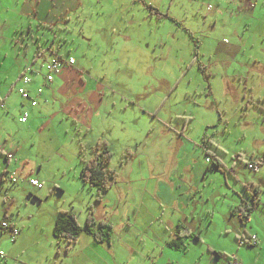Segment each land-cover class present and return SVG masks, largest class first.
<instances>
[{"label":"rangeland","instance_id":"obj_1","mask_svg":"<svg viewBox=\"0 0 264 264\" xmlns=\"http://www.w3.org/2000/svg\"><path fill=\"white\" fill-rule=\"evenodd\" d=\"M254 1L79 0L67 24L27 31L5 25L16 1L0 0V100L12 88L0 109V144L18 158L9 175L19 179L0 183V217L7 210L26 232L20 242L0 235V264H115V246L93 244L82 233L67 247L53 236L59 212L73 213L84 227L91 208L103 221V211H114L106 200L115 190L129 212L113 223L126 264H229L233 256L239 264H264V2ZM67 52L76 64L54 75L20 123L21 97L12 84L23 67L35 56L43 55L36 63L42 66ZM165 134L173 142L163 146L157 141ZM184 139L200 152L181 211L157 199L153 180L173 192L169 171ZM98 141L111 153L107 168L117 180L130 172L101 203L80 178ZM146 146L159 150L164 174L152 176L139 152ZM205 152L219 159V169L204 161ZM30 178L42 188L28 189ZM176 220L190 230L179 247L170 244Z\"/></svg>","mask_w":264,"mask_h":264},{"label":"crops","instance_id":"obj_2","mask_svg":"<svg viewBox=\"0 0 264 264\" xmlns=\"http://www.w3.org/2000/svg\"><path fill=\"white\" fill-rule=\"evenodd\" d=\"M15 1H16L15 5H13V6L9 5L7 7L11 11V16L9 17L10 12L8 14H4V19L2 21L5 23V25H11V27L14 26L15 28H19V27L24 28L26 25L25 28L27 31H31L32 29H35L37 31L52 30L53 27L54 28L58 27V25H65V24H67V22L70 18V15L72 13H76L75 11L80 6L79 0H15ZM252 1H254V0H246V1H242V2L249 4ZM262 1L264 2V0H262ZM21 21H23V22L25 21V24H20ZM172 22L178 26V23L176 21H172ZM46 27H51V28H46ZM189 33H190V35H192L191 32H189ZM40 47L41 46L37 45V51H40ZM50 47L51 46H47L46 48L49 49V51H51L52 47H51V49H50ZM46 53H48V50ZM66 55L69 56V52H67ZM35 57L31 61H29L30 64L25 65L23 67V70L21 72V74L23 72L24 73L28 72L29 75L31 73L33 76H35V77L32 76L33 79L30 76L31 82L28 85H25L24 88L30 94V96L33 97L37 101V105L35 107L30 106L29 102L27 100H24L20 96L21 97L20 98L21 99L20 100V108L22 109V113H23V111H27L28 115L31 113V111L34 108H36L39 105L38 99L40 97H42L44 89L46 87H48L49 85H51V87L53 86V83H52L53 81L50 83L45 82V79H44L45 74L43 73L41 66H37V64H36L37 59L40 57H43V55L39 56L37 59ZM58 58H60V57H58ZM32 64L34 65V67L32 66ZM75 64H76V61H75ZM65 67L66 66H62L61 69H65ZM56 74H58V73H56ZM56 74H54V75H56ZM20 75L17 78V80L12 84L13 85L12 87L15 89H17L18 86L21 84ZM34 78H40V79H37L38 81L34 82V80H35ZM39 80L41 82H39ZM34 84H35V86H33ZM28 87L31 90H34L35 89L34 87H36L34 93L29 92L27 90ZM38 88L42 89L41 94L37 93ZM54 88L55 87H53V89ZM53 89H48L46 91V93L51 95ZM11 90H12V88L8 89L6 96L2 100H0V109L5 108L6 98L9 96ZM45 102L46 101H44V103H42V104H45ZM27 121L28 120H26V122H24V123L23 122H20V123L26 124ZM157 142L159 144H164L163 146H166V145L171 144L173 142V138L170 134H165L164 137H161V135H159V140ZM2 147L3 148L5 147L4 143L2 145L0 144V183L5 181L6 179H8L7 175L9 173L10 167H12L13 163H16L18 161V158L15 156H14L15 158L12 156V159H7L6 158L7 153H5V150ZM139 152L141 154L142 153L147 154L146 156H148V161L150 162L152 176L158 177V175L164 174V164L159 162V160H156V156H154L157 152H159V150H157V148H153V146H149V147L143 149L141 147ZM198 152H200L199 146H196V145L190 143L186 139H184V140H182V142H180V145L177 147V150L175 152L176 153L175 154L176 161H175V164L173 165L174 168H172V170L169 171L170 172L169 173L170 174V182L172 184L171 186H173V188H174L172 193L170 192L169 187L167 185H165V183H164L165 181L161 180L159 182L157 179L153 180V182H155V186L157 185V188H156L157 199H160L161 203L164 206L168 205L169 207H172L175 205V207L180 209L181 211H184V208H186L188 206L189 198H191V193L188 192V189H190L189 185L194 180V178L196 176H198V173H196L197 170L195 169V163H193V160L196 159ZM165 156H166V154H165ZM179 159H180V162H179ZM205 159H204V161H205ZM193 171H195V172H193ZM184 173H190V174L184 175ZM121 176H122V178H120V179L118 178L116 183L123 184L125 182V179L127 177H130V172L128 173L127 168H125V170H123V173L121 174ZM175 177H177V178H175ZM30 179H33V178H30ZM24 183L26 184V187L28 189H31V190L35 189V188L32 189V187L30 188V186L26 182H24ZM120 189H122V188H120ZM186 192H187V195L185 196ZM112 193H113V195L111 196V199H109V197H108L106 202H107V205H109L107 209H114V211H113V213H108V212L103 211L102 215H104L103 221L111 224L112 229H113V223L121 224L126 219H129V218H127V216L129 217V212H128V206H124L123 203L118 201L119 199L115 198V193L117 194V193H119V191L115 190ZM6 215H7V210H5L4 213L2 214V216L0 217V221L8 220L9 222H11L12 224H14L16 226V224L14 223L15 220H13V216H11L9 218ZM94 215L97 219H99L98 214L94 213ZM179 225H182V224H180V222L178 220H176L175 225H174V229H175L176 234H177V231L179 229V227H178ZM242 225H243V229H244L245 225L244 224H242ZM182 226L190 232V230L187 227H185L184 225H182ZM82 233H86V232H82ZM82 233H81V235H82ZM1 234H3V233H0V235ZM25 236H26V232L21 233V231L19 229V234L13 240L11 239V241L20 242L26 238ZM118 238L119 237H117L112 230V239H111V244L109 247L115 246L116 249H118L117 251L119 252V256L117 258L118 260L116 259V261L114 260L113 262L115 264H126L128 254L123 249H121L119 247V245L117 243ZM93 244H97V243L93 240ZM236 260H237V258H236Z\"/></svg>","mask_w":264,"mask_h":264},{"label":"trees","instance_id":"obj_3","mask_svg":"<svg viewBox=\"0 0 264 264\" xmlns=\"http://www.w3.org/2000/svg\"><path fill=\"white\" fill-rule=\"evenodd\" d=\"M51 52L55 54L57 51L55 50V48H52ZM194 56L197 57L196 50H194ZM202 142L204 143L203 138ZM101 146L104 149L101 148ZM92 152L93 156L88 160V162H86L85 166L82 168L80 178L83 184L87 185L90 188L94 187V189L96 190L95 201L97 203H101L106 192L110 190L112 184L116 183L118 174L115 170L107 168V166L111 162V153L109 152V149L104 142L98 141L92 148ZM205 154L207 158L209 157V166H213L215 169H219L221 167V162L219 161V159L213 158L208 152H205ZM248 165L250 164H247V167ZM240 222L244 224V221L240 220ZM178 227V236L176 237V239H174V241L170 242L171 245H174L176 247L183 245L182 239L190 235V232L182 225H179ZM112 230L113 229L111 224L97 219L94 215L93 210L89 208L84 227H81L79 225L73 213L59 212L55 226L53 228V236L56 239L67 242V247H70V245H75L77 243L78 238L82 232H86L93 238L96 243L110 246L112 239ZM217 256L220 255L218 254Z\"/></svg>","mask_w":264,"mask_h":264},{"label":"built area","instance_id":"obj_4","mask_svg":"<svg viewBox=\"0 0 264 264\" xmlns=\"http://www.w3.org/2000/svg\"><path fill=\"white\" fill-rule=\"evenodd\" d=\"M240 1H243V0H240ZM74 64H75V60L70 55L66 59L61 60L60 58H54L51 62H47L46 64H43L41 68L46 69L45 76H44L45 82L46 83L52 82L54 74L58 73L62 66L71 67ZM20 82L21 84L18 86L17 92L24 100L29 101L30 106L35 107L37 105V101L33 97H30L29 93L24 88L25 85H28L31 82V78L28 72L27 73L23 72L20 75ZM41 92H42V89L38 88L37 93L41 94ZM27 117H28V112L23 111L22 116L20 118V122H23V123L26 122ZM6 158L12 159V155L7 154ZM205 162L208 163L209 159L206 158ZM248 168L256 171L258 169V166L255 164H250L248 165ZM8 179L13 184H17L19 182V179H17L12 173L8 176ZM28 185L35 189L42 188V184L36 179L28 180ZM0 233L7 234L13 240L19 234V229L15 225H13L11 222L0 221ZM228 261H229V264H239L235 256L230 257Z\"/></svg>","mask_w":264,"mask_h":264}]
</instances>
